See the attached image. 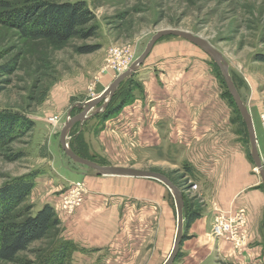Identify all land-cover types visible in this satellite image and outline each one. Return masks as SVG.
<instances>
[{
	"label": "rangeland",
	"instance_id": "obj_1",
	"mask_svg": "<svg viewBox=\"0 0 264 264\" xmlns=\"http://www.w3.org/2000/svg\"><path fill=\"white\" fill-rule=\"evenodd\" d=\"M0 1L20 6L27 0ZM82 1L86 2L94 15L91 25L97 27L94 37L88 40L73 38L65 44L57 45L46 40L21 38L16 31L0 26V111H21L33 121V128L28 134L0 150V188L37 173L34 187L19 209L30 207L29 214L34 215L44 205H50L59 220V225L50 230L46 239L31 243L26 251L17 255L15 262L0 264H45L59 243L66 247L63 261L55 259L49 264L165 262L173 242L163 260L157 261L156 254H153L157 244L149 242L153 240L150 237H153L155 223L151 224V216L146 215L144 207L131 201L121 208L123 222L119 223L118 239L113 240L110 246L104 247L102 253L96 254L98 250L89 249L84 244L73 241L72 233L76 224L73 218L83 207L89 192L85 181L81 177L72 176V172L83 169L95 172L70 161L59 144L60 130L68 115L74 117L80 112L76 105L84 104L102 93L124 70L128 62L131 61L130 66L144 51L147 42L157 32L177 29L207 40L227 61L230 76L241 99L249 108V113H259L260 109L257 107H263L260 118L258 115L253 119L257 123L262 122L264 128V61L261 60L264 58V0ZM180 41L185 40L164 37L153 46L148 57L155 54H161L157 57H177L175 62L174 58H171V61L163 58L158 60L152 68L153 74L155 71L164 70L183 72L185 74L182 76L187 75V80L191 81L185 84L194 87L196 91L203 88L204 96H207L205 88L209 86L216 100L221 101V115L225 116L222 118H228L234 124L235 132L240 134L243 146L250 155L246 127L237 108L229 99L224 84L220 83L216 75L217 68L210 65V59L199 48L187 41L178 46L183 43ZM163 43L165 50H160L164 48L161 46ZM83 47L96 50L81 54L79 50ZM185 57L193 58L187 61L188 58ZM131 77V85H124L123 96L120 97V100H125L129 93L127 104L120 109V102H115L111 108L119 111H115L106 119L104 112L108 103L96 118L89 119L82 125L75 124L68 134V144L72 143V138L75 137L76 147L103 162L102 165L114 166L108 163L110 161L116 164L125 162L127 165L115 167L148 171L146 169L149 167L138 165L141 147L139 128L146 119L149 123V135H152L154 103L149 94L148 97L145 95L143 76L135 73ZM149 77L148 75V80ZM160 79L164 81V78ZM44 89L49 90L42 104L38 105L36 101ZM126 145L129 147L128 151ZM12 155H17V158L12 160ZM150 169L155 172L153 168ZM186 173L182 168L173 175L161 174L171 175L179 184L186 203L200 206V200L193 195L191 175ZM77 184L83 189L82 203L68 213L62 209V196ZM169 201L174 207L170 194ZM243 234L244 237L238 246L219 238L226 242L228 248H232V254L229 256L221 253L220 256L217 250L205 257L202 264H264V254H258L260 250L257 251V242H253L247 231H243ZM215 239V242H219L218 238ZM178 255L180 258V251ZM173 264L179 263L175 261Z\"/></svg>",
	"mask_w": 264,
	"mask_h": 264
},
{
	"label": "crops",
	"instance_id": "obj_2",
	"mask_svg": "<svg viewBox=\"0 0 264 264\" xmlns=\"http://www.w3.org/2000/svg\"><path fill=\"white\" fill-rule=\"evenodd\" d=\"M180 42L183 43L178 46L185 43ZM161 46L164 48L160 50H165L164 43ZM159 55L147 57L136 72L143 76L145 95L148 97L149 94L154 103L152 135H149L146 119L139 128L141 147L138 165L149 167L146 169L148 171L153 168L155 172L172 175L183 168L187 175H191V188L193 195L200 200L201 211L199 218L184 227L186 239L181 244L182 255L176 260L177 263L202 264L205 257L217 250L220 256L221 253L229 256L232 254L233 250L228 248L226 242L221 239L215 242L211 236L214 218L218 215L215 209L227 215L243 213L246 222L243 229L253 242H257V251L260 250L257 253L263 255L264 189L240 134L235 132L230 119L222 118L225 116L221 115V101L216 100L209 86L211 92L206 87L207 96H204L203 88L196 91L194 87L185 84L191 81L187 80V75L182 76L185 74L183 72L164 70L155 71L160 76L153 74L152 68L158 60L163 58L171 61L174 58L175 62L177 58L157 57ZM185 58L191 61L193 57ZM148 75L151 81L147 79ZM160 78H164V81ZM257 108L260 112L254 111L250 115L264 166V128L262 122L257 123L253 119L258 115L260 118L263 107ZM128 149L126 145V151ZM110 162L114 166L127 165L125 162ZM72 174L85 181L89 192L83 207L73 218L76 222L72 233L74 242L98 250L96 254L102 253L104 247L118 239L119 223L123 222L121 208L131 201L144 207L146 215L151 216V224L155 223L153 237H150L153 240L149 242L157 244L153 252L157 256L156 260H163L172 245L176 230V209L169 201L171 193L165 186L152 179L101 176L86 169L76 170ZM167 177L172 178L171 175Z\"/></svg>",
	"mask_w": 264,
	"mask_h": 264
},
{
	"label": "trees",
	"instance_id": "obj_3",
	"mask_svg": "<svg viewBox=\"0 0 264 264\" xmlns=\"http://www.w3.org/2000/svg\"><path fill=\"white\" fill-rule=\"evenodd\" d=\"M93 20L94 15L88 8L86 2L82 0L76 2L27 0L20 6H15L6 1H0V26L16 31L19 37L24 39L46 40L57 45L65 44L73 38L88 40L94 37L97 31V27L91 25ZM95 50V48L83 47L79 51L81 54H87ZM261 60L264 61V58ZM210 63V65H214L213 67L217 68L211 59ZM216 75H218L217 77L220 83L225 86L219 70L216 72ZM131 78L121 82L109 101V105L104 112L106 119L114 114L115 111H119V109L112 110L111 108L115 102H120V109L127 104L129 93L127 98L125 97V100L120 99L123 96L124 85H131ZM48 90H43L42 95L36 101L38 105L42 104ZM228 97L234 104L229 93ZM96 116L91 119L96 118ZM102 117L104 116L102 115ZM32 128L33 121L25 113L12 110L0 111V150L7 148L19 140V138L28 134ZM72 139L73 141L69 146L76 155L101 165L104 164L91 155H87L83 151L81 152L79 147L75 145V137ZM10 158L15 160L17 155H12ZM37 176L38 174L35 173L31 176L15 180L0 188V262H15L20 252L26 251L31 243L46 239L49 236L50 230L59 225L54 208L50 205H44L34 215L29 214L31 211L30 207L19 209L21 203H23L34 187V180ZM168 178L176 186L180 187L172 178ZM261 187L264 189L262 184ZM200 211L199 205L195 207L194 203H186L184 200V227H188L195 219L199 218ZM185 239L186 236L184 235L183 240ZM56 249L50 254L47 259L48 262L45 264L52 263L55 259H58L57 261L60 259L61 261L64 258L66 247L59 243ZM178 258L179 255H177L176 260Z\"/></svg>",
	"mask_w": 264,
	"mask_h": 264
},
{
	"label": "water",
	"instance_id": "obj_4",
	"mask_svg": "<svg viewBox=\"0 0 264 264\" xmlns=\"http://www.w3.org/2000/svg\"><path fill=\"white\" fill-rule=\"evenodd\" d=\"M164 37H174L185 40L197 48H199L204 54H206L211 61L217 66L220 74L223 78L225 86L229 95L231 96L247 130L249 145H250V157L255 166V170L258 173L261 184L264 186V166L262 164L258 148L256 135L254 130L253 121L249 113V109L245 102L241 99L237 88L235 87L233 80L229 73V66L223 55L218 52L207 40L203 39L200 36L194 35L192 33L177 30V29H166L161 30L154 34L150 40L147 42L144 51L135 58L131 63L129 68L118 75L109 86L104 89L97 97L88 100L84 104H77L76 108L80 111L74 117H69L65 121L64 125L60 130L59 135V144L64 153V155L73 163L81 165L87 169L94 171L96 174L101 176H110V177H126V178H137V179H152L163 186H165L168 191L171 193L174 205L176 209V232L173 240V245L169 255L167 256L163 264H173L176 261L177 255L180 251L181 244L183 242L184 236V200L183 193L167 176L151 171H140L132 168H123L115 167L109 165H99L88 159L79 157L76 155L69 147L68 144V134L71 128L79 123L83 124L87 120L91 119L98 113L105 110L110 99L113 97L115 91L119 87L122 81L130 78L135 74L140 66L143 64L145 59L148 57L153 46Z\"/></svg>",
	"mask_w": 264,
	"mask_h": 264
},
{
	"label": "built area",
	"instance_id": "obj_5",
	"mask_svg": "<svg viewBox=\"0 0 264 264\" xmlns=\"http://www.w3.org/2000/svg\"><path fill=\"white\" fill-rule=\"evenodd\" d=\"M130 62H128V64L124 67V70L118 75L128 69ZM82 191V187L80 188V185L77 184L75 187L66 192L62 196L63 199L61 200L62 209L71 213L74 209L79 207L82 203ZM216 211L218 215L214 219L211 236L218 239L223 238L226 241L232 242L238 246L244 237L243 227L245 226V219L243 213L240 212L235 215H226L217 209Z\"/></svg>",
	"mask_w": 264,
	"mask_h": 264
},
{
	"label": "bare ground",
	"instance_id": "obj_6",
	"mask_svg": "<svg viewBox=\"0 0 264 264\" xmlns=\"http://www.w3.org/2000/svg\"><path fill=\"white\" fill-rule=\"evenodd\" d=\"M224 214H226V213H224ZM227 215V214H226Z\"/></svg>",
	"mask_w": 264,
	"mask_h": 264
}]
</instances>
